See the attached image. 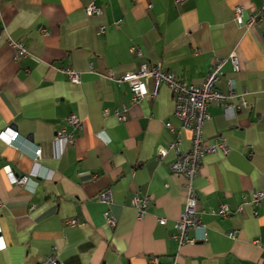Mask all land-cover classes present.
<instances>
[{
	"label": "crops",
	"instance_id": "0c3cea01",
	"mask_svg": "<svg viewBox=\"0 0 264 264\" xmlns=\"http://www.w3.org/2000/svg\"><path fill=\"white\" fill-rule=\"evenodd\" d=\"M90 3L100 15L85 14ZM262 6L264 0H3L0 264H264V249L254 243L264 244V199L249 204L250 192L264 193V20L245 25ZM8 39L27 56L15 61ZM232 53L237 71L227 61ZM213 61L224 62L218 90L228 95L232 81L239 108L227 116L222 106H207L202 137L224 140L229 151L205 156L193 181L205 240L179 245L183 179L169 168L176 154L159 157L158 149L178 139L185 152L190 135L172 117L167 87L152 100L132 101L127 84L108 73L161 64L200 85ZM69 69L78 84L69 82ZM143 82L152 92L151 79ZM70 115L80 129L66 122ZM59 130L73 133V143L55 140ZM21 176L26 183L15 185ZM106 191L109 204L99 200ZM134 197L147 198L142 218L131 207ZM221 205L229 215L216 214Z\"/></svg>",
	"mask_w": 264,
	"mask_h": 264
},
{
	"label": "built area",
	"instance_id": "2783aa9c",
	"mask_svg": "<svg viewBox=\"0 0 264 264\" xmlns=\"http://www.w3.org/2000/svg\"><path fill=\"white\" fill-rule=\"evenodd\" d=\"M3 0H0V3ZM176 5H181L185 0H173ZM84 12L87 16L100 15L101 9L94 4L90 3L84 8ZM242 9L235 7L233 9V18L236 23H241ZM258 20H264V6L257 12L249 16L248 21L245 23L246 27L251 26ZM44 32V30H42ZM7 45L13 50V59L19 61L27 56L26 48L18 41L7 40ZM129 52L132 54L135 52V48L131 47ZM234 71H237L238 64L235 55L232 53L228 60ZM224 62L213 61L207 74L205 75L200 85L187 84L180 78L176 77L174 73L168 72L163 69L161 64L148 65L141 64L135 72L125 73L118 77L114 76L112 72L108 73L109 79L116 83L127 84L132 101L139 100H152L156 96V92L159 86L163 85L168 88L172 98V117L179 122L178 129L180 131H187L190 135L189 148L185 152H180L178 148L179 140L169 142L165 148L158 149V156L164 157L168 151H173L176 154V158L170 163L169 168L173 174H177L182 177V189L185 194V205L179 219L174 224L175 239L179 245L184 243H192L198 240H205L206 232L202 224L197 219V200L196 193L193 186V181L199 173L202 160L205 156L222 153L227 154L229 149L224 143V140L215 141L213 144H209L202 137V126L204 122L210 119L207 112V106L210 104L220 105L223 108L225 115H231L239 108V104L234 103L235 98L233 90V82H228V95H223L217 88L219 78L222 76V66ZM68 80L72 84H78V74L74 70L65 71ZM150 78L153 84V91L148 92L143 80ZM115 115L119 120H124L119 112L115 111ZM66 122L72 126L74 130L80 129V122L74 116L70 115L66 119ZM166 128L172 130V125L166 123ZM18 133H12L7 141L10 145L16 141ZM55 140L64 141L67 144H72L75 136L73 133H66L64 130L56 132ZM35 156H40V149L35 150ZM15 185H23L26 183V177H16L13 179ZM110 192H102L99 195L101 202L109 204ZM264 199V193L260 191H252L249 193V204L257 205ZM131 207L133 208L136 216L142 218L144 215V209L147 204V198L134 197L132 198ZM241 210V208L239 209ZM216 214L220 216L229 215V210L226 205L218 207ZM103 217L107 225H113L114 219L108 214V211L103 213ZM160 224H164V219H159ZM70 225H75L76 220H71ZM190 231L197 232L198 235L189 237ZM228 237L233 239L235 232H229ZM254 243L264 249V244H260L259 240H255ZM42 264H60L55 258H48Z\"/></svg>",
	"mask_w": 264,
	"mask_h": 264
}]
</instances>
